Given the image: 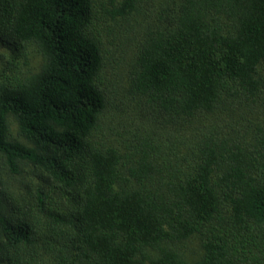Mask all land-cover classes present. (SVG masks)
<instances>
[{
    "label": "trees",
    "instance_id": "trees-1",
    "mask_svg": "<svg viewBox=\"0 0 264 264\" xmlns=\"http://www.w3.org/2000/svg\"><path fill=\"white\" fill-rule=\"evenodd\" d=\"M0 48V264H264V0H0Z\"/></svg>",
    "mask_w": 264,
    "mask_h": 264
},
{
    "label": "rangeland",
    "instance_id": "rangeland-1",
    "mask_svg": "<svg viewBox=\"0 0 264 264\" xmlns=\"http://www.w3.org/2000/svg\"><path fill=\"white\" fill-rule=\"evenodd\" d=\"M7 53V49H5V48H0V66L2 65V64H4L5 63V61H6V59H8L10 56H7L6 58H4V54H6ZM8 54V53H7ZM10 125H11V131L15 134L16 133V131H17V124L16 123H14L13 121H12V119L10 120Z\"/></svg>",
    "mask_w": 264,
    "mask_h": 264
}]
</instances>
